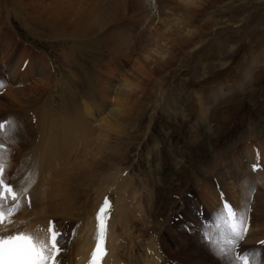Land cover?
<instances>
[{"label":"rangeland","instance_id":"1","mask_svg":"<svg viewBox=\"0 0 264 264\" xmlns=\"http://www.w3.org/2000/svg\"><path fill=\"white\" fill-rule=\"evenodd\" d=\"M131 2L133 3L131 0H74L73 3L76 7L84 6L85 10L90 9L96 19L98 15L104 14L106 15L104 18L110 19V22L112 19L117 20L111 23L113 25H110L111 29L127 32L131 43L133 41L137 43L140 40L148 41L151 35L155 34L154 32L159 31L158 26L165 17L159 5H164L167 0H150L153 20L147 14L149 18L144 23L142 22L145 19L142 21L138 15L131 13ZM170 2L171 5L173 3L179 7L176 1L170 0ZM202 4L201 7L192 11L194 12L193 25H197L199 30L191 36L190 41L191 43L203 42V44L190 52V46H178L173 50V61L156 71L148 67L152 77L145 80L136 92V95L140 97L135 107L136 113L124 122L125 126L121 131L101 137V141L107 140L109 144L93 166L92 177L95 179L92 182L91 179L88 181V176L85 175L84 179H80L81 181L77 180L78 186L73 188L74 191L66 193L68 194L66 198L64 195L63 198L61 197L69 201L64 203V206L60 204L58 209H53L54 212L60 209V215L55 213V216H52L54 219L48 220V223L55 224L56 228L62 232L60 238L62 251L57 257L60 264H68L70 257L72 255H74L73 258L75 257L77 241H82L84 226L89 221L86 217L92 215L93 211L90 206V209H87L84 203L89 197L96 196L98 188L105 187L96 182V177H102L101 180L105 181V174L116 176L120 170L124 171L125 176L122 178L129 183L128 186H124L125 188L118 187L117 191L131 190L129 193H133V190L137 188V193H143L145 197V192L149 193L148 203L145 198L147 205L145 211L150 221L145 218L143 221L139 220V222L137 219L135 222L139 229L145 231L141 234H145L143 236L150 239L149 241L156 246L146 248V244H149L148 239L140 242L139 246H142V249L138 252L146 254L148 258L158 257L157 259L153 257L156 262L172 258L183 262L182 258L176 254L177 248L193 245L202 246L205 249L203 255L210 258L213 252L210 244L215 236L212 225L215 223L216 210L221 207L223 201L237 208H249L250 228L245 240L249 238L253 220L258 213L254 204L256 195L254 197L253 192L246 188L248 189L247 198L254 197L252 199L254 202L238 207L233 197L219 183L217 173L214 172L219 168L222 173H225L227 166L223 163L221 167L222 160L232 153L237 156L247 140H253L264 129V0H204ZM170 16L168 13L165 19ZM24 17L23 12L17 8L15 0H0V81L3 82V86L0 87V122L15 121L14 125L7 127L14 132L6 133L5 128L0 130V138L3 140V148L0 147V162L5 166V172L12 173L11 179L20 189L26 187L22 181L32 172L30 173L28 169H19L22 166L21 158H18L17 153L12 154V147L8 143L22 139V142L29 140L35 145L38 128L34 126L37 124L34 118L42 113L46 104H49L50 97L54 98V104L61 105V83L67 79L63 74L65 69L63 53L74 46L97 49L102 40L95 38L110 29V26L103 30L99 29L97 33L88 36L90 39L87 40L82 38L85 36L81 33L76 37L79 39L74 40L71 33H65L66 31L63 30H59L61 32L59 33L52 32L48 28L42 29L33 21L25 20ZM60 24L64 25L63 20ZM73 24L76 25V23ZM3 44H6L10 51L6 57L1 51L2 46L6 47ZM139 44L133 45L134 49ZM164 49L161 48L160 51H166ZM186 51L189 53L185 57ZM103 52H106V49L96 50L95 54L100 59ZM141 55H143V47L133 57L139 60ZM33 58L35 63L31 64ZM103 58L102 61L98 59L99 71L106 57ZM254 61L258 62V65H255ZM130 66L129 62L126 68L131 69ZM46 79L48 86L44 92L39 88V81L43 84ZM222 87L225 92L222 91ZM97 89L98 86L95 91ZM13 90L20 92L18 97L23 100L20 105L13 104L12 98L7 95L8 91L13 93ZM198 94L210 95V98H206L204 102L206 107H210L208 116V112L202 114L204 105L202 107V102L197 99ZM111 95H115L114 90ZM191 108L196 111L194 114L190 113ZM37 109H39L38 113ZM154 109L155 113L152 115ZM248 125H252L250 131H248L250 129ZM21 127H25V130L28 128V131L25 132L22 128L23 131L21 130V134H18ZM178 132L182 134L181 137ZM251 142L253 145V141ZM4 152L8 155L7 160L3 158ZM212 164L214 165L213 173H209L208 170ZM244 165L247 166V164ZM77 171L82 172V169ZM17 172H19V178ZM75 172L76 169H72L69 172L70 177ZM208 175L212 176V180L216 177L217 183L228 195L224 194L220 187L221 192L218 194L212 188L214 186L211 182L207 185L209 190L204 193ZM56 180L58 181L55 179V182ZM57 186L65 187L61 184ZM54 191L59 198V191ZM22 194H24L22 200L25 201V193ZM116 194L113 193L111 199L114 200ZM27 198L28 195H26ZM27 200L26 204L29 202ZM61 207H65L68 213ZM64 213L68 216H64ZM132 213L134 215V212ZM26 214L27 210L21 205L11 218V223L5 222L0 226V231L11 229L9 232L15 234L21 229L12 228L18 225L20 227L21 223L27 221ZM178 216L181 217L178 219ZM182 220L186 222L197 220V224L193 228L184 227L181 225ZM146 222L149 223L145 224ZM261 224L257 225L253 232L261 229L262 234L258 237L250 236V240L248 239L243 245L246 250L255 251L256 247L262 246L260 242L263 241L262 236L264 237V222ZM80 225L83 226V230L81 227L78 231ZM33 228V232L39 230L38 222L33 224ZM206 232L212 233L207 240ZM169 251L171 253H167ZM260 252L262 257L263 247ZM215 256L216 261L213 264H222V260L216 254ZM177 263L173 262V264Z\"/></svg>","mask_w":264,"mask_h":264},{"label":"bare ground","instance_id":"2","mask_svg":"<svg viewBox=\"0 0 264 264\" xmlns=\"http://www.w3.org/2000/svg\"><path fill=\"white\" fill-rule=\"evenodd\" d=\"M131 1H133V3L131 2V13L138 15L139 19L142 21L145 19L143 22L140 20V22H146L149 16L151 20H153L150 0ZM173 1H176L179 7L173 3L171 5L170 0H167L164 5H159L162 13L165 15L158 26L159 31L154 32L155 34L151 35L152 37H148V41H138L137 43L140 44L134 49L133 45L137 43L134 41L131 43V41L128 40L127 32L111 29V26H113L111 23L117 20L112 19L110 22V19L104 18L106 16L104 14L98 15L96 19L92 15L93 12L90 11V9L85 10L86 8H84V6L76 7L73 3L74 0H15L17 8L23 12L25 20L33 21L37 27H41L42 29L48 28L52 30V32L63 30L66 31L65 33H71L72 36H74V40L79 39L76 37L81 33L85 36L82 37L84 40L90 39L88 36L97 33L99 29L103 30L111 25L110 29L106 30V33L102 32L103 34L101 33L102 35L100 37L95 38L97 40H99V38L102 40H100L102 46L101 43L99 44L101 47L98 46L96 47L97 49H85L84 47L74 46L72 49L66 50L63 53L65 63H62L65 68L63 74L66 75L67 79L61 83V105L57 103L54 104V98L50 97L49 104H46L43 109L41 108L42 113L34 118L37 123H34L36 124L34 126H37L35 127L36 129L38 128L36 130L37 137H35L37 141L35 145L29 140L22 142V139L20 141L16 140L12 143H8V145L12 147V154L17 153L19 156L18 158H21L20 162L22 166L19 169H28L30 173L32 172L30 176L25 177L26 179L22 181V184H25V188L28 189L24 199L25 201L27 199L29 200L27 205H29L30 210L27 211L26 214V218H28L26 220L29 222H24L26 229L21 232L31 231L32 223L38 222L41 223V229L37 234L44 235L46 238L49 224L48 219L50 217L53 218L52 216H55V213L60 215V209L55 212L53 209L69 201L68 199H62V196L64 195L66 198V195L68 196L66 193H72L74 191L73 188L78 186L76 181H81L80 179H84L85 175L88 176V181L91 179L92 182L95 179L92 177L93 166L97 163L102 151L108 148L109 144L107 140L101 141V137L121 131L123 126H125L124 122L128 121L129 118L136 113L135 107L140 98L136 95V92L142 87L145 80L152 77V73L148 71V67L156 71L173 61V50L178 46H190V52L196 50L203 44V42L191 43L190 39L191 36H194L199 30L197 25H193L194 22H192V20L194 19V12L192 11L201 7L204 0ZM64 12H66V14H64ZM168 13L171 16L165 19ZM147 14H149V16ZM62 20L64 25L60 24ZM101 21L103 22L100 24L99 22ZM73 23H76V25ZM139 24L138 22V25ZM139 26H141V24ZM67 28H69V30ZM3 45L6 46V44ZM142 47L143 55H141L138 60L133 56L136 55L137 51L141 50ZM161 48H165L164 50L166 51H160ZM103 49H106V52H103L99 59V56L95 54L96 50L101 51ZM1 51L5 54V57L10 53L7 46L5 48L2 46ZM188 53L186 51L184 56H187ZM103 57H106V59L103 62L104 64H101L102 67L99 71L100 64H98V59L102 61ZM20 59L22 58L20 57ZM31 62V64L35 63L34 58ZM129 62L131 63V69L126 68ZM254 62L255 65H258V62ZM31 64L30 67L32 68ZM42 77H44V75H42ZM39 83L40 90L45 92L48 86V80L46 79L43 84L41 81H39ZM49 86L51 87V83H49ZM97 86L98 89L95 91ZM113 90L114 96L111 95ZM18 91H14L13 93L12 91H8L7 95L12 98L13 104L18 103L20 105L23 103V100L18 97L20 95ZM45 95H47V93H45ZM39 107L38 105V108ZM38 110L39 109H37V113ZM204 112L205 108L202 109V114ZM154 113L155 109L152 115ZM22 128L25 130V127L19 128L18 134H21ZM26 131H28V128L25 132ZM8 132L14 131L6 128V133ZM251 141H253L255 146L251 144ZM254 141H257V143ZM245 144L246 145L240 148L237 156L232 154L226 156L220 163L221 167L223 163L226 164L227 169L224 170L226 174L222 173L219 168H217L214 173H217L216 176L219 183H221L224 189L233 197V201L238 207L245 206V191L248 193V189L246 188H255L254 195H256V197L254 196L255 202H253L256 205L258 213L253 220L250 236L258 237L262 234L261 229L257 232H253V229L258 227L257 225L259 224L262 225L261 223L264 222V129L257 137L253 140L249 139ZM17 150L18 152H16ZM238 155L240 156L238 157ZM7 156L8 155H5L4 152V160L8 158ZM4 160L2 161L5 162ZM230 164H232V166ZM244 164H247V166L245 167ZM254 164L258 165L256 170L253 169ZM213 166L212 164V167L209 168V173H213ZM72 169H76V172L70 177L69 172ZM80 169H82V172L77 171ZM123 172L124 171L120 170L116 176L114 174H103L104 179H106L105 181L101 180L102 177H96V182L105 185V187L102 186V188H98L96 196L89 197L84 203L87 209L89 206L90 208L92 207V215L89 214L90 216L86 217L89 221H87L84 226L85 231L83 230V226H79L78 231L81 227V230H83V234L81 235L82 241L79 240L80 243L77 241L76 251H74L75 257L73 258L74 255H72L68 264H88L90 251L97 235V220L95 219L105 198H108L110 201L111 210L107 217L108 230L105 243L107 254L102 264H157L154 259L156 257L153 256L154 258H148L146 254L138 252V250L140 251L142 249V246H139L140 242L142 240L147 241L148 238L143 236L145 234H141V232L145 233V231L139 229L135 222L137 219L138 221H143V219H145V198L148 199L149 193L147 192L145 197L143 193H137V188H133V193H129L131 190L126 192L119 191V189L117 191L118 187L128 186L129 183L125 181V178H122L125 176ZM17 174L19 178V172H17ZM116 178L118 179L116 180ZM55 179H58V181L56 180L57 182H55ZM210 180V176L208 175L205 180V185L203 184L204 193L209 190L207 185L210 183ZM57 184H61L65 187H58ZM123 187L122 189L125 188ZM54 190H56V192L59 191L58 196L60 199L55 195ZM94 191L96 192V190ZM106 192L107 194H105ZM113 193H117L114 196V200L111 199ZM26 195H28L27 199ZM91 210H89V213H91ZM65 211L68 213L66 208ZM132 212H134V215ZM64 214V216H68L66 213ZM147 223L148 222L145 224ZM18 226H16V228H20ZM21 226V228L24 227L23 225ZM145 227L147 226L145 225ZM12 232L14 231L12 230ZM141 236L143 238H141ZM250 236L248 238L249 240L251 238ZM149 240L150 239H148V241ZM146 246V248H152L154 245L149 241V244H146ZM177 249L176 254L178 257L182 258V264H213L214 261H216L214 251L211 252L212 256L210 258H208L207 255H203L205 249L202 248V246L193 245L191 247L186 246ZM149 252L152 253L151 251ZM167 253H171V251Z\"/></svg>","mask_w":264,"mask_h":264},{"label":"snow or ice","instance_id":"3","mask_svg":"<svg viewBox=\"0 0 264 264\" xmlns=\"http://www.w3.org/2000/svg\"><path fill=\"white\" fill-rule=\"evenodd\" d=\"M2 86L3 82L0 81V87ZM14 124L15 121L12 120L0 122V130L6 125L11 127ZM2 146L3 140L0 138V147ZM257 167L258 165H253L254 170ZM27 191V188L17 189L5 179V166L0 163V226L5 222L11 223V218L21 207L20 196ZM247 197L248 193L245 191V203L250 205ZM110 210V201L105 198L97 212L96 246L88 264H102L107 254L105 243ZM248 211V207L237 208L227 201H223L221 207L216 210L215 223L212 225L215 236L210 247L222 260V264H264L259 252L249 251L243 247L249 230ZM61 236L62 232L51 222L46 238L32 231H17L14 235H5L0 231V264H60L57 257L62 251ZM211 236L212 233L206 232L205 239ZM260 244L264 245V241Z\"/></svg>","mask_w":264,"mask_h":264}]
</instances>
